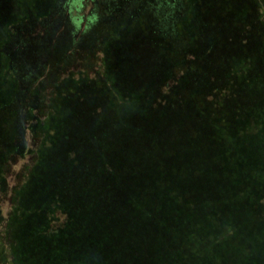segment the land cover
Returning a JSON list of instances; mask_svg holds the SVG:
<instances>
[{
  "label": "trees",
  "instance_id": "16d2710c",
  "mask_svg": "<svg viewBox=\"0 0 264 264\" xmlns=\"http://www.w3.org/2000/svg\"><path fill=\"white\" fill-rule=\"evenodd\" d=\"M91 1L0 0L1 261L264 264V0Z\"/></svg>",
  "mask_w": 264,
  "mask_h": 264
},
{
  "label": "rangeland",
  "instance_id": "374dc122",
  "mask_svg": "<svg viewBox=\"0 0 264 264\" xmlns=\"http://www.w3.org/2000/svg\"><path fill=\"white\" fill-rule=\"evenodd\" d=\"M74 1V0H71ZM78 3L77 5H72L70 6V11H71V15L73 16V18H75V21H78L79 18H83L82 24H81V28L79 29L80 32H83L85 30V28L88 25V17L91 14V5H92V1L91 0H84L81 2V0H75ZM78 17V18H77ZM77 57H79V55L77 54ZM79 60V59H78ZM82 65V61L79 60L76 63L77 68H73L74 66L69 65V69H74V70H85L84 66L81 67ZM60 72V71H59ZM60 74V73H59ZM57 76V75H56ZM30 163V160H21L18 161L16 163V165H14L12 168V171L10 173V181L14 182L18 174V170L20 169V171L22 170V172L24 171V167L26 165H28ZM21 172V173H22ZM9 210H10V198L9 195H4L1 199H0V240L5 241L4 238H6V230H7V216L9 214ZM1 251H4L3 246L0 247V253ZM1 256V254H0ZM0 264H6L3 263L0 259ZM8 264V263H7Z\"/></svg>",
  "mask_w": 264,
  "mask_h": 264
}]
</instances>
